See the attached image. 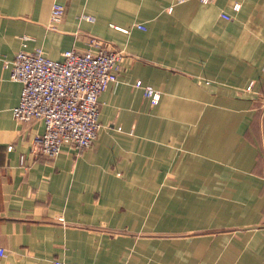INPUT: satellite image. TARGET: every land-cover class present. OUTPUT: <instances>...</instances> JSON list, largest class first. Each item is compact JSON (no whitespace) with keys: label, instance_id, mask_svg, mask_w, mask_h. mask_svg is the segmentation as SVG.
<instances>
[{"label":"crops","instance_id":"obj_1","mask_svg":"<svg viewBox=\"0 0 264 264\" xmlns=\"http://www.w3.org/2000/svg\"><path fill=\"white\" fill-rule=\"evenodd\" d=\"M22 36L53 60L120 52L91 147L48 157L12 117ZM262 97L264 0H0V264H264Z\"/></svg>","mask_w":264,"mask_h":264},{"label":"built area","instance_id":"obj_2","mask_svg":"<svg viewBox=\"0 0 264 264\" xmlns=\"http://www.w3.org/2000/svg\"><path fill=\"white\" fill-rule=\"evenodd\" d=\"M186 0H174L182 3ZM202 4L213 0H198ZM239 9V4L232 6ZM64 8L53 3L49 13L50 27L61 22ZM228 20L226 14L220 15ZM83 18L90 21L89 15ZM145 29L142 24L136 25ZM123 32H126L124 30ZM27 36H22V47L15 53L9 68V79L21 84L19 101L12 109V117L21 122L38 120L43 130L32 142L33 149L48 157H56L63 144H68L78 153L91 147L97 138L100 123L97 120L98 96L107 85L114 82L119 70L121 54L111 50L94 37L89 38V47L83 51L73 48L62 52L60 60L43 55L39 48L32 52L24 50ZM141 89L151 105L159 99V92L140 80L133 83ZM264 107V97L261 98ZM12 146H7L10 151ZM23 162V158H20ZM4 250L0 248V257ZM52 264H64L53 261Z\"/></svg>","mask_w":264,"mask_h":264}]
</instances>
